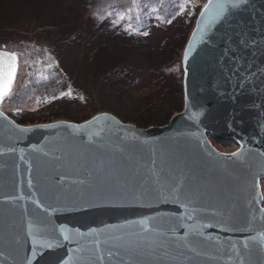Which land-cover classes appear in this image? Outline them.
Returning <instances> with one entry per match:
<instances>
[{"label":"water","instance_id":"water-1","mask_svg":"<svg viewBox=\"0 0 264 264\" xmlns=\"http://www.w3.org/2000/svg\"><path fill=\"white\" fill-rule=\"evenodd\" d=\"M181 69L161 125L0 109V264H264V0H206Z\"/></svg>","mask_w":264,"mask_h":264},{"label":"rangeland","instance_id":"rangeland-1","mask_svg":"<svg viewBox=\"0 0 264 264\" xmlns=\"http://www.w3.org/2000/svg\"><path fill=\"white\" fill-rule=\"evenodd\" d=\"M170 1L183 6L167 16L143 12L133 25L132 14L114 19L116 3L160 11L154 4L163 1L138 6L139 0H0V48L45 47L51 58L43 66L60 70L66 85L53 98L22 102L18 96L26 93L22 86L29 85L31 73L25 61L15 83L19 93L11 87L6 101L18 122L81 121L106 110L139 127L166 123L183 106L182 50L206 0ZM211 139L221 151L237 147L227 138ZM261 185L264 194V178Z\"/></svg>","mask_w":264,"mask_h":264},{"label":"trees","instance_id":"trees-1","mask_svg":"<svg viewBox=\"0 0 264 264\" xmlns=\"http://www.w3.org/2000/svg\"><path fill=\"white\" fill-rule=\"evenodd\" d=\"M143 1L145 0H139L138 6H141L143 4ZM161 1L163 2L157 3V5L154 4V7H158L160 11L151 8L150 6H147L146 4L143 6L142 9L137 10L133 8V6H129L125 3L118 2L115 4L117 10L114 12L116 13L114 19H116L120 13L124 14L125 16L127 14H132L134 18L139 17L140 19L137 21L134 18H130V21L133 22V25H134L135 22H139V23L141 22V17L143 16V12L145 14H148L147 13L148 11L153 12V14L156 12H159L163 16H167L168 11H172L175 6H177V8H182L183 6V3L182 4L180 3L179 5H177L173 1L169 2V0H161ZM165 2H166V5H164ZM141 27L142 26H140V28ZM29 45L30 46L21 45L20 47H14L13 49H11L18 53V59H19V67H18L17 75L14 81V85L12 87L14 88L16 92L19 93L20 85L19 84L15 85V83H17L19 81V78L21 77L20 75L21 69L27 66L25 65V63L30 64L31 73L29 75L30 76L29 85L22 86V89L25 88L24 92L26 93H24V95H19L18 98L26 104L27 103L34 104V103L40 102V100L44 98L55 97V95H57L58 93L62 92L65 89L66 85L61 76L62 73L60 72V70H57V69L51 70V68L43 66L44 65L43 63L45 62L46 57L49 60L51 58L49 55H47L49 53L48 49H46L43 46L36 47L33 44H29ZM37 54L40 55L39 59L37 58ZM9 98H10V92L6 95L4 100L0 103V109L3 110L9 116H11L13 119L17 120L16 113H13L11 106L8 103L6 104V101ZM210 140L212 142L211 138Z\"/></svg>","mask_w":264,"mask_h":264},{"label":"snow or ice","instance_id":"snow-or-ice-1","mask_svg":"<svg viewBox=\"0 0 264 264\" xmlns=\"http://www.w3.org/2000/svg\"><path fill=\"white\" fill-rule=\"evenodd\" d=\"M245 3L248 2V0H244ZM222 22V20L220 21ZM15 59V57H13ZM10 71L7 73V79L0 82V97L4 96L5 90L11 85L13 76L15 73V65H10ZM24 131H30V129H25ZM233 155H236L235 153ZM49 247H52V245H49Z\"/></svg>","mask_w":264,"mask_h":264},{"label":"flooded vegetation","instance_id":"flooded-vegetation-1","mask_svg":"<svg viewBox=\"0 0 264 264\" xmlns=\"http://www.w3.org/2000/svg\"><path fill=\"white\" fill-rule=\"evenodd\" d=\"M237 146H238V145H237ZM236 148H237V147H236ZM236 148H235V149H236ZM262 179H263V178L260 179V184H261V180H262ZM261 189H262V185H261ZM262 194H263V191H262ZM263 197H264V194H263ZM263 203H264V202H263ZM263 205H264V204H263Z\"/></svg>","mask_w":264,"mask_h":264}]
</instances>
